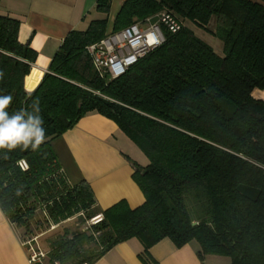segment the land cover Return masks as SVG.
<instances>
[{
    "label": "trees",
    "instance_id": "1",
    "mask_svg": "<svg viewBox=\"0 0 264 264\" xmlns=\"http://www.w3.org/2000/svg\"><path fill=\"white\" fill-rule=\"evenodd\" d=\"M110 5L96 0L97 16L65 36L32 90L37 53L19 42V20L0 15V96L13 97L10 115L38 104L45 129L36 150L0 149V209L22 240L37 212L56 225L102 215L84 230L64 228L46 264H93L133 238L144 264H159L150 249L163 239L177 248L195 241L201 260L264 264V98L253 95L264 91V0H125L108 31ZM162 11L181 22L178 32L164 30V41L116 78L95 68L89 46ZM185 23L218 39L222 54ZM92 112L148 160L132 162L138 207L121 200L99 211L90 186L61 169L52 141Z\"/></svg>",
    "mask_w": 264,
    "mask_h": 264
},
{
    "label": "crops",
    "instance_id": "2",
    "mask_svg": "<svg viewBox=\"0 0 264 264\" xmlns=\"http://www.w3.org/2000/svg\"><path fill=\"white\" fill-rule=\"evenodd\" d=\"M124 1L111 0L108 31ZM95 3L96 0H0V15L19 20V42L28 43L37 53L26 77L28 90L37 86L65 36L73 29H85L97 16ZM52 147L69 182L84 181L90 186L99 211L121 200L130 208L144 202L132 178V162L144 167L148 160L108 118L96 112L85 115L53 140ZM193 242L177 248L169 239H163L150 253L159 264H215L219 255H206L201 260L198 244ZM141 251V243L133 238L115 245L93 264H144ZM0 264H31L20 230L1 209Z\"/></svg>",
    "mask_w": 264,
    "mask_h": 264
},
{
    "label": "built area",
    "instance_id": "3",
    "mask_svg": "<svg viewBox=\"0 0 264 264\" xmlns=\"http://www.w3.org/2000/svg\"><path fill=\"white\" fill-rule=\"evenodd\" d=\"M181 27V22L174 15L162 11L154 18L131 24L118 33L108 34L99 43L89 46L88 52L95 68L116 78L147 52L159 46L164 41V30L176 33ZM18 166L22 171L28 168L24 159L18 162ZM101 219L102 215H96L87 223L96 224ZM31 241H23V245L28 252L29 262L37 264L44 254L34 250Z\"/></svg>",
    "mask_w": 264,
    "mask_h": 264
},
{
    "label": "clouds",
    "instance_id": "4",
    "mask_svg": "<svg viewBox=\"0 0 264 264\" xmlns=\"http://www.w3.org/2000/svg\"><path fill=\"white\" fill-rule=\"evenodd\" d=\"M2 77L0 72V79ZM12 99L11 95L0 96V149L12 151L22 146L36 150L45 141L44 121L38 114L39 105H33V112L21 109L10 115L7 109Z\"/></svg>",
    "mask_w": 264,
    "mask_h": 264
},
{
    "label": "rangeland",
    "instance_id": "5",
    "mask_svg": "<svg viewBox=\"0 0 264 264\" xmlns=\"http://www.w3.org/2000/svg\"><path fill=\"white\" fill-rule=\"evenodd\" d=\"M140 22L141 21H138L136 23H140ZM186 24L187 23H185V25ZM187 25L191 27L192 31L198 38L208 43L214 49L216 53L222 54V43L218 39H216L211 34L195 27L194 25H190V24H187ZM213 26L214 25L211 24L210 28L212 29ZM253 95L255 97L264 98V91L255 90ZM34 223L35 224L32 225V228H33L32 234L29 237H27V239H23V241L32 240L30 242V245L34 248V250L38 252H42L44 254V257H42L41 259V262H43V264H46L45 256H46V252L49 249L50 241L53 240L56 235L61 234L64 228H68L69 230L80 228L81 230H84L89 226V223L87 222L82 225L81 224L76 225L74 218L67 220L65 222H62L60 224H57V225L53 224L52 222L48 223V222H45V219L42 213H39V212L36 213V216L34 218ZM193 244L197 246L196 242H193ZM225 261L229 262V258L226 256H219L215 260V264H226ZM209 263L210 261L206 262V264H209Z\"/></svg>",
    "mask_w": 264,
    "mask_h": 264
}]
</instances>
